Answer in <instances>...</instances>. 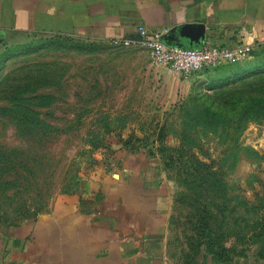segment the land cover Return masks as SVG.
Listing matches in <instances>:
<instances>
[{
	"label": "rangeland",
	"instance_id": "374dc122",
	"mask_svg": "<svg viewBox=\"0 0 264 264\" xmlns=\"http://www.w3.org/2000/svg\"><path fill=\"white\" fill-rule=\"evenodd\" d=\"M263 46L186 77L139 44L33 33L8 45L0 226L84 194L125 152L157 153L175 190L170 264H264Z\"/></svg>",
	"mask_w": 264,
	"mask_h": 264
},
{
	"label": "crops",
	"instance_id": "0c3cea01",
	"mask_svg": "<svg viewBox=\"0 0 264 264\" xmlns=\"http://www.w3.org/2000/svg\"><path fill=\"white\" fill-rule=\"evenodd\" d=\"M141 25L185 46V25L227 46L258 44L264 0H0V53L33 33L119 41ZM111 165L84 194L0 226V264H170L175 190L161 156L125 152Z\"/></svg>",
	"mask_w": 264,
	"mask_h": 264
},
{
	"label": "built area",
	"instance_id": "2783aa9c",
	"mask_svg": "<svg viewBox=\"0 0 264 264\" xmlns=\"http://www.w3.org/2000/svg\"><path fill=\"white\" fill-rule=\"evenodd\" d=\"M168 32L169 29H151L141 25L137 29V36L119 42L143 46L152 62L186 77L206 68L237 61L264 44L263 39L258 44L239 41L235 45L227 46L217 42L213 35H205L199 46H181L166 41L165 35Z\"/></svg>",
	"mask_w": 264,
	"mask_h": 264
},
{
	"label": "water",
	"instance_id": "95a60500",
	"mask_svg": "<svg viewBox=\"0 0 264 264\" xmlns=\"http://www.w3.org/2000/svg\"><path fill=\"white\" fill-rule=\"evenodd\" d=\"M195 26H189V25H185V26H182L180 28V32L181 34L188 38L189 39V45H186V46H191V47H196V46H199V44L201 43V38L204 36V33L205 32H197L196 36H192L191 33L189 35H187L186 33H184L185 31L187 32L188 29H191V28H194ZM171 33H172V30H169V32L165 35V38H166V41L168 43H171V44H176V45H180V44H177L175 43L172 38H171ZM181 46H185V45H181Z\"/></svg>",
	"mask_w": 264,
	"mask_h": 264
},
{
	"label": "trees",
	"instance_id": "16d2710c",
	"mask_svg": "<svg viewBox=\"0 0 264 264\" xmlns=\"http://www.w3.org/2000/svg\"><path fill=\"white\" fill-rule=\"evenodd\" d=\"M262 45H264V44H261V45L257 46L256 49L259 48V47H261ZM31 121H33V120H31ZM252 207H254V209H256V210H258L260 212L264 208V205L258 203V204H252ZM260 221L263 222L264 221V218H260ZM212 226H213L212 223L210 221H208L207 224H206V226H205V228H204V226L202 228H199L200 234H202V236H201V243H204L206 240H209V243H210L208 245L209 247L211 245H212L211 247H214L213 245H216L215 244V241H214V238L211 239V238L207 237V233H209L211 230L214 231ZM201 231H203V232H201ZM221 247L222 246H219L220 249H221ZM213 249L214 248H212L211 252L214 253V250Z\"/></svg>",
	"mask_w": 264,
	"mask_h": 264
}]
</instances>
